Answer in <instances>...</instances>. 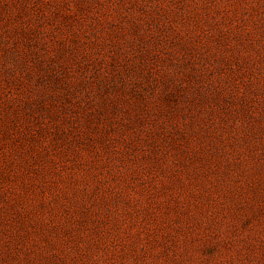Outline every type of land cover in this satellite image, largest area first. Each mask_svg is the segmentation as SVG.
Listing matches in <instances>:
<instances>
[{
  "label": "rangeland",
  "instance_id": "rangeland-1",
  "mask_svg": "<svg viewBox=\"0 0 264 264\" xmlns=\"http://www.w3.org/2000/svg\"><path fill=\"white\" fill-rule=\"evenodd\" d=\"M0 264H264V0H0Z\"/></svg>",
  "mask_w": 264,
  "mask_h": 264
}]
</instances>
